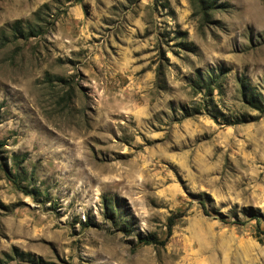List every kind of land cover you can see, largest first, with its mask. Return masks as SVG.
I'll use <instances>...</instances> for the list:
<instances>
[{"label": "rangeland", "instance_id": "374dc122", "mask_svg": "<svg viewBox=\"0 0 264 264\" xmlns=\"http://www.w3.org/2000/svg\"><path fill=\"white\" fill-rule=\"evenodd\" d=\"M204 1L0 0V264H264V0Z\"/></svg>", "mask_w": 264, "mask_h": 264}, {"label": "trees", "instance_id": "16d2710c", "mask_svg": "<svg viewBox=\"0 0 264 264\" xmlns=\"http://www.w3.org/2000/svg\"><path fill=\"white\" fill-rule=\"evenodd\" d=\"M204 2H205L204 4H207L206 6H208L206 8H212L211 2L209 0H206ZM18 24L19 23H16L14 25V27H16ZM246 98H247V100H249V102H251L250 104L253 105V108L257 109L260 112L263 110L262 107L260 105H258L259 103L254 99L255 97H253V95L251 93H248ZM148 242L151 244L157 243V241L155 239H151Z\"/></svg>", "mask_w": 264, "mask_h": 264}]
</instances>
